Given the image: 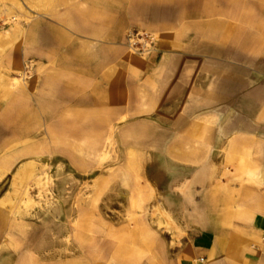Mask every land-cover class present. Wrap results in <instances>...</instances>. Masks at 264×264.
I'll use <instances>...</instances> for the list:
<instances>
[{
  "label": "crops",
  "instance_id": "1",
  "mask_svg": "<svg viewBox=\"0 0 264 264\" xmlns=\"http://www.w3.org/2000/svg\"><path fill=\"white\" fill-rule=\"evenodd\" d=\"M26 1L0 67H37L0 99V170L30 177L45 154L93 176L76 260L58 264H264V0ZM128 29L156 34L149 56ZM111 143L123 164L101 173ZM21 221L0 206L14 253L33 239Z\"/></svg>",
  "mask_w": 264,
  "mask_h": 264
},
{
  "label": "rangeland",
  "instance_id": "2",
  "mask_svg": "<svg viewBox=\"0 0 264 264\" xmlns=\"http://www.w3.org/2000/svg\"><path fill=\"white\" fill-rule=\"evenodd\" d=\"M28 9L35 8L30 7L26 0H0V61L11 48L12 26L24 25L31 18ZM129 32L151 34L155 39L153 49L149 53L141 54L140 44L136 45L138 49L132 48L127 40ZM156 43L157 36L153 32L140 29H128L125 32V45L133 56L140 58L149 56ZM36 67L37 63L33 59L25 60L19 70H3L0 67V73H3V77L0 75V83L4 89L0 99H7V90L17 88L31 80L35 76ZM12 147L14 146L5 150L1 157H9ZM15 147L19 148V145ZM123 147L119 143L103 147L99 159L101 173L108 172L109 167L123 164L121 160L125 152ZM109 153H112V157ZM113 155L116 156L115 159ZM34 158L29 162L31 165L29 169L35 170L30 177L13 175V171L22 165V162H15L13 169L6 174L0 170V176L4 174L0 179V194L5 191L4 202L0 204L1 209L11 221L25 222V233L29 232L33 236L30 250L19 253H14L12 246L6 240L0 239V264H58V259L72 263L76 260L75 229L79 226L77 218L82 215L86 205L84 203L92 198L90 185L93 176L77 175L70 169L64 174L62 164L49 160L45 154ZM21 181H24V184H21L23 183ZM119 205L99 204L101 217L116 220L126 215L125 210L119 208L122 204ZM60 249L65 250V257H59Z\"/></svg>",
  "mask_w": 264,
  "mask_h": 264
},
{
  "label": "built area",
  "instance_id": "3",
  "mask_svg": "<svg viewBox=\"0 0 264 264\" xmlns=\"http://www.w3.org/2000/svg\"><path fill=\"white\" fill-rule=\"evenodd\" d=\"M127 40L130 46L135 49H138L136 45L140 44L141 46L139 51H141V54L149 53L155 44V39L151 34L140 32H129L127 34Z\"/></svg>",
  "mask_w": 264,
  "mask_h": 264
},
{
  "label": "bare ground",
  "instance_id": "4",
  "mask_svg": "<svg viewBox=\"0 0 264 264\" xmlns=\"http://www.w3.org/2000/svg\"><path fill=\"white\" fill-rule=\"evenodd\" d=\"M11 84V83H10Z\"/></svg>",
  "mask_w": 264,
  "mask_h": 264
}]
</instances>
